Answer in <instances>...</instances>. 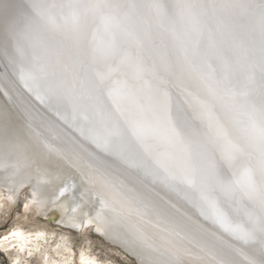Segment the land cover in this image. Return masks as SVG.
Instances as JSON below:
<instances>
[{"label":"bare ground","instance_id":"6f19581e","mask_svg":"<svg viewBox=\"0 0 264 264\" xmlns=\"http://www.w3.org/2000/svg\"><path fill=\"white\" fill-rule=\"evenodd\" d=\"M260 4L0 0L1 210L28 194L2 239L38 264H113L52 223L135 264H264Z\"/></svg>","mask_w":264,"mask_h":264},{"label":"rangeland","instance_id":"374dc122","mask_svg":"<svg viewBox=\"0 0 264 264\" xmlns=\"http://www.w3.org/2000/svg\"><path fill=\"white\" fill-rule=\"evenodd\" d=\"M4 198V193L0 190V201ZM28 198L27 190L23 189L17 199V203L13 209L7 215L0 208V264H38L34 256L27 254L26 252H19L17 244L14 239L3 240L1 235L6 232L11 226L15 216H19L22 213L23 206ZM2 211V212H1ZM33 215H38V211L30 210ZM55 215L59 216V212L56 210ZM4 216V217H3ZM54 225V226H53ZM48 228V233H52L53 241H58L63 234L67 235L72 250H84L89 254H92L100 260L112 262L113 264H135L133 260L127 256L121 254L117 250L109 247L106 243H103L100 238L93 232L89 231L85 236H81L76 232L67 231L59 228L57 224L52 223ZM58 227V228H57ZM53 231V232H52ZM68 232V234H67ZM58 233V235H57ZM61 233V234H60ZM31 250L30 247L25 248Z\"/></svg>","mask_w":264,"mask_h":264},{"label":"water","instance_id":"95a60500","mask_svg":"<svg viewBox=\"0 0 264 264\" xmlns=\"http://www.w3.org/2000/svg\"><path fill=\"white\" fill-rule=\"evenodd\" d=\"M256 2H258V4H260V2L264 4V0H256ZM37 3H39V2H37ZM78 4H79V2H78ZM260 5H261V4H260ZM260 5H259V7H260ZM40 6H41V5H40ZM89 17L92 19L91 22L94 23V17H92V16H90V15H89ZM90 18H88V19H90ZM95 20H97V19L95 18ZM30 22H31V21H30ZM32 23H34V22L32 21ZM34 24H35V23H34ZM35 27H36V25H35ZM79 27H80V26H79ZM81 27H82V26H81ZM81 27H80V31H81V29H82ZM77 30H78V27H76L75 30H74V31H76V32H75L76 34H78V31H77ZM120 35H122V34H120ZM120 35L118 36L119 38L122 37V36H120ZM118 37H115V38L118 39ZM118 41H119V39H118ZM143 50H144V53H146V54H149V53H150V51H149L148 48H147V49H143ZM82 51H83V50H82Z\"/></svg>","mask_w":264,"mask_h":264}]
</instances>
